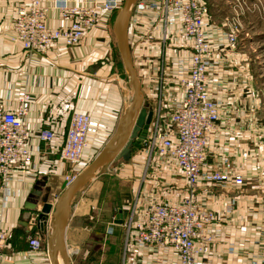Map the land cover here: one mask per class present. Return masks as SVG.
Listing matches in <instances>:
<instances>
[{
  "label": "crops",
  "instance_id": "crops-1",
  "mask_svg": "<svg viewBox=\"0 0 264 264\" xmlns=\"http://www.w3.org/2000/svg\"><path fill=\"white\" fill-rule=\"evenodd\" d=\"M26 1L0 0V103L4 110L12 111L23 94L30 96V111L24 122L30 134V147L38 148L39 153L33 154L34 171L31 167L14 171V178L20 179L11 184L14 196L5 204L0 199V233L4 234L0 264H50L45 242L38 251H31L28 245L38 231L37 212L26 208V204L33 202L29 195L34 190L41 191L40 199L34 202L37 210L43 203L54 204L65 178L70 174L76 176L91 162L115 131L132 98L131 94L126 103L127 97L123 95L128 81L115 46L113 15L101 16L76 48L66 49L56 44L46 52L28 57L20 46L10 41L13 12ZM82 1L68 0L69 4ZM203 1L208 8V25L221 30L229 18L237 15L241 31V41L235 51L214 53L211 60L208 93L220 108L217 131L207 138L208 169H220L222 162L228 160L244 183L242 188L229 187L227 191L212 186L199 188V200L217 216L208 230H221L211 246L212 253L200 263L249 264V256L254 252L252 244L264 233V94L262 88L255 86L257 77L252 59L245 53L251 48L249 37L264 26V0ZM43 2L49 7L53 5V0ZM48 25L53 29L61 26L57 12L49 14ZM247 39L250 42L245 45ZM128 42L140 83L142 107L152 112L159 85L163 83L164 94L168 89L155 61L165 54L170 56L174 50L179 51V47L188 49V44L175 39L165 51L156 34L150 37L149 20L143 14L129 28ZM65 105H69L68 110L64 109ZM73 112L86 114L100 124L99 135L88 144L83 162L77 165L60 161L58 154ZM45 129L54 134L51 143H44L36 136ZM140 161L143 163L139 167ZM114 165L119 176L127 178L135 174L138 180L131 185L125 201L115 204L114 213L108 216H99L102 205L98 208L96 202L86 203L85 193L91 181L103 174L105 166L97 177L76 192L65 235L71 264H107L106 254L111 250L116 252L113 243L110 248L106 247L110 239L118 240L120 248L116 261L108 264H179L171 251L160 253L127 247L123 252L122 225L114 224V219L118 212L124 219L128 205L135 200L139 209L151 200L178 201L186 192L184 180L173 166L148 163L144 150L140 149H132L128 162ZM41 180L44 183H39ZM230 197H235L236 207L225 215L223 210ZM109 228L112 234H107ZM87 239H91L88 241L91 245L82 249L79 243ZM230 247L233 253H229Z\"/></svg>",
  "mask_w": 264,
  "mask_h": 264
},
{
  "label": "built area",
  "instance_id": "built-area-1",
  "mask_svg": "<svg viewBox=\"0 0 264 264\" xmlns=\"http://www.w3.org/2000/svg\"><path fill=\"white\" fill-rule=\"evenodd\" d=\"M122 1L84 0L69 4L68 0H53L49 7L43 0H27L13 12L10 41L20 46L28 57L46 52L56 44L66 49L76 48L100 17L113 15ZM52 11L58 13L59 28L48 25ZM140 14L147 16L150 37L156 34L165 51L175 39L188 44V49L179 47V51L174 50L170 56L165 54L155 61L168 89L164 94L160 82L149 128L140 148L148 163L173 166L184 180L186 192L176 202L151 200L140 209L137 200L129 204L121 223L123 252L127 247L160 253L171 251L179 264H201L200 261L212 253L211 246L221 230H208L217 216L199 200V188L212 186L227 191L229 187L242 188L244 183L228 160L222 162L220 169H208L207 164V138L217 131L220 108L208 93L211 60L214 53L233 52L238 48L240 24L235 15L227 20L224 28L215 30L207 24L208 8L203 0H137L130 9L129 28L137 24ZM30 104L28 94L20 97L12 111L4 110L0 103V199L3 204L14 196L11 188L16 180L14 171L19 167L35 169L32 158L39 149L30 147V134L24 122ZM64 109L68 110L69 105ZM99 130V122L90 116L71 113L58 150L60 161L82 163L85 149L97 138ZM36 136L44 143L54 141V134L48 129L39 131ZM73 177L70 174L65 181L70 182ZM235 207V197H230L223 212L229 215ZM107 234H112L111 228ZM45 239L44 232L38 228L29 240L30 250H40ZM3 240L4 234L0 233V261ZM252 245L254 252L249 256V264H264V233ZM228 251L233 253L232 247Z\"/></svg>",
  "mask_w": 264,
  "mask_h": 264
},
{
  "label": "water",
  "instance_id": "water-1",
  "mask_svg": "<svg viewBox=\"0 0 264 264\" xmlns=\"http://www.w3.org/2000/svg\"><path fill=\"white\" fill-rule=\"evenodd\" d=\"M137 0H123L115 11L113 35L123 72L131 86L132 98L124 113L119 118L115 131L105 142L100 151L93 157L70 182L64 181L54 204L43 203L37 210L35 203L40 199L41 191L34 190L26 208L37 212L38 228L45 234V248L50 264H71V255L66 246L65 235L69 220L71 201L81 188L91 179L97 177L104 166L128 162L132 149H140L145 139L152 113L142 107L140 83L133 67L128 42L130 9ZM39 183H44L41 180ZM122 223V214L118 212L114 224Z\"/></svg>",
  "mask_w": 264,
  "mask_h": 264
},
{
  "label": "rangeland",
  "instance_id": "rangeland-1",
  "mask_svg": "<svg viewBox=\"0 0 264 264\" xmlns=\"http://www.w3.org/2000/svg\"><path fill=\"white\" fill-rule=\"evenodd\" d=\"M259 29L260 30L258 31H254L253 35L249 37L251 39V48H248L245 54L252 59V67L255 70V76L257 77L255 86H257V88H262V92L264 94V26ZM249 40H245L244 44L248 45L250 42ZM124 94L127 97L126 103H128L132 94L131 86L128 82L126 84V91L123 92V95ZM140 150L142 152L143 149ZM142 163L140 161V164L138 166H142ZM114 169V164L106 165L102 170L103 174H101L99 178H95L94 181H91L89 187L85 190L86 198L88 199V202L86 203L96 202V206H98V208L100 207V205H102V207H100L101 211H98L99 216H108L109 214H113L114 212L112 208L115 206V204L118 205L119 203L125 201L126 194L130 193L131 185L135 183L136 180H138V176H136L135 174L132 175V177L129 176L127 178L124 176H119V174L115 173ZM99 182L102 184L101 188ZM90 240L87 239L81 241L79 243V246L82 249L89 247L91 244L88 243V241ZM111 243L116 245V252L114 253L113 250H111L110 254H106L104 260L105 262H107V264L109 262L112 263L116 261L115 258L117 257L118 247L120 248L118 240L114 241L111 239L109 240L106 247L110 248Z\"/></svg>",
  "mask_w": 264,
  "mask_h": 264
},
{
  "label": "trees",
  "instance_id": "trees-1",
  "mask_svg": "<svg viewBox=\"0 0 264 264\" xmlns=\"http://www.w3.org/2000/svg\"><path fill=\"white\" fill-rule=\"evenodd\" d=\"M115 13L113 14V21H114ZM116 51V50H115Z\"/></svg>",
  "mask_w": 264,
  "mask_h": 264
},
{
  "label": "bare ground",
  "instance_id": "bare-ground-1",
  "mask_svg": "<svg viewBox=\"0 0 264 264\" xmlns=\"http://www.w3.org/2000/svg\"><path fill=\"white\" fill-rule=\"evenodd\" d=\"M128 30H129V28H128ZM130 47V46H129ZM130 55H131V52H130ZM89 162V161H88ZM69 252H71V251H69Z\"/></svg>",
  "mask_w": 264,
  "mask_h": 264
}]
</instances>
